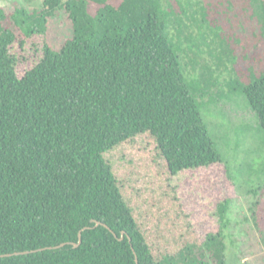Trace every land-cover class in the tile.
<instances>
[{
    "label": "trees",
    "instance_id": "1",
    "mask_svg": "<svg viewBox=\"0 0 264 264\" xmlns=\"http://www.w3.org/2000/svg\"><path fill=\"white\" fill-rule=\"evenodd\" d=\"M175 1L43 0L11 14L0 6V254L37 249L0 264L239 263L229 254V200L217 206L219 229L201 240L171 183L223 162L199 100L213 87L188 81L183 42L171 35L175 24L187 30L179 12L208 10ZM242 1L264 41V0ZM58 9L72 36L54 49L46 34ZM12 23L43 38L21 77ZM243 84L264 131V70Z\"/></svg>",
    "mask_w": 264,
    "mask_h": 264
},
{
    "label": "rangeland",
    "instance_id": "2",
    "mask_svg": "<svg viewBox=\"0 0 264 264\" xmlns=\"http://www.w3.org/2000/svg\"><path fill=\"white\" fill-rule=\"evenodd\" d=\"M42 1L0 0V6L11 14L16 7L40 9ZM202 2L208 17L201 12H179L178 23L187 30L182 35L175 24L171 35L183 42L180 62L188 81L197 87H213L211 96L199 100L223 162L181 171L171 183L201 240L219 229L217 206L228 199L227 231L233 239L229 254L240 258L238 264H264V131L241 86L263 72L264 41L255 35L259 31L255 21L240 12L242 0ZM8 26L17 37L11 52L18 57L16 69L21 77L39 61L43 38H26L14 23ZM185 35L188 41H183ZM71 36L68 14L58 9L48 20L46 40L58 49ZM244 54L262 59H244Z\"/></svg>",
    "mask_w": 264,
    "mask_h": 264
},
{
    "label": "water",
    "instance_id": "3",
    "mask_svg": "<svg viewBox=\"0 0 264 264\" xmlns=\"http://www.w3.org/2000/svg\"><path fill=\"white\" fill-rule=\"evenodd\" d=\"M92 222H94L95 225L104 224V223H102L101 221L96 220V219H92ZM104 225H106V224H104ZM106 226H107V225H106ZM85 228H87V227H85ZM114 234H115V233H114ZM115 235H116V234H115ZM116 236H117V235H116ZM124 236H125V232H122V235H121L120 239H123ZM129 240L131 241V238H130V237H129ZM80 243H81V231H80V233H79V241H78V242H71V244H72L73 246L77 247V246L80 245ZM65 244H66V243H62V244H60V245H58V246H54V247L63 246V245H65ZM45 248H52V247H45ZM36 250H37V249H36ZM36 250H31V251L25 250V251H16V252H13V253H4V254H0V257H2V256H10V255H13V254H26V253H29V252H32V251H36ZM136 261L138 262V258H137V257H136Z\"/></svg>",
    "mask_w": 264,
    "mask_h": 264
}]
</instances>
